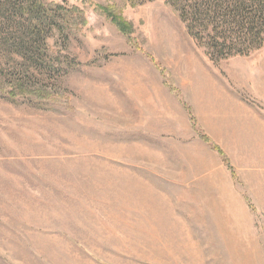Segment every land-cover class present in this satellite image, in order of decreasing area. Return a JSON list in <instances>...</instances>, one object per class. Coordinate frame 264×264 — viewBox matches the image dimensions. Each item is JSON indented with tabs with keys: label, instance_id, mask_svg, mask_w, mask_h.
<instances>
[{
	"label": "rangeland",
	"instance_id": "1",
	"mask_svg": "<svg viewBox=\"0 0 264 264\" xmlns=\"http://www.w3.org/2000/svg\"><path fill=\"white\" fill-rule=\"evenodd\" d=\"M43 1L82 14L48 9L36 55L0 50V264H264V156L210 139L218 152L191 121L196 141L148 140L130 99L154 77L183 107L182 82L191 98L225 89L264 123V43L213 64L165 0ZM147 212L170 218L155 245L136 229Z\"/></svg>",
	"mask_w": 264,
	"mask_h": 264
},
{
	"label": "trees",
	"instance_id": "2",
	"mask_svg": "<svg viewBox=\"0 0 264 264\" xmlns=\"http://www.w3.org/2000/svg\"><path fill=\"white\" fill-rule=\"evenodd\" d=\"M90 3L88 0H80ZM178 14L188 36L201 48L205 57L213 64L235 57H249L260 50L264 43V0H165ZM93 9L105 13L107 8L91 4ZM62 10L72 16L82 14L77 7L62 4H46L43 0H0V50L8 42L16 55H36L38 38L43 30L51 29L48 9ZM81 19L82 16L80 17ZM111 23L129 38L128 24L117 17H110ZM7 34L6 42L3 35ZM12 40H8V39ZM4 47V48H3ZM35 49V50H34ZM168 77L164 70L160 69ZM1 79V78H0ZM5 84L3 79L0 80ZM171 92H176L172 83ZM193 129L202 140L221 152L217 146L197 127L187 105Z\"/></svg>",
	"mask_w": 264,
	"mask_h": 264
},
{
	"label": "crops",
	"instance_id": "3",
	"mask_svg": "<svg viewBox=\"0 0 264 264\" xmlns=\"http://www.w3.org/2000/svg\"><path fill=\"white\" fill-rule=\"evenodd\" d=\"M152 81L153 83L138 84L137 91H132L130 98L132 115L137 118L138 132L144 134L148 140L194 139L195 133L182 101L173 97L162 82L160 83L161 79L154 77ZM177 88L185 104L190 107L197 126L209 139L219 147L230 150L226 152L227 154L233 152L237 155L255 156V163L258 165L261 163L260 157L264 156V123L262 121L257 118L251 119L249 110L233 99L225 89L222 94H215L213 97L210 95V98L203 99L200 97L201 94L198 97L193 93L191 98L185 89L184 82L177 85ZM252 161L253 159L250 163ZM137 168L150 173L147 175L149 181L157 179L163 182L169 179L166 175L169 171L166 165L147 164L146 169L143 166H137ZM145 219L146 226L137 225L136 229H146V235L149 238L147 243L155 245L156 232L162 231L165 237V232L170 230L169 214L147 212Z\"/></svg>",
	"mask_w": 264,
	"mask_h": 264
}]
</instances>
